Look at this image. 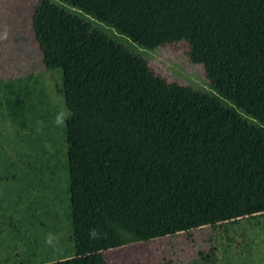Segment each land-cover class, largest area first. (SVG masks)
Listing matches in <instances>:
<instances>
[{
  "label": "trees",
  "instance_id": "16d2710c",
  "mask_svg": "<svg viewBox=\"0 0 264 264\" xmlns=\"http://www.w3.org/2000/svg\"><path fill=\"white\" fill-rule=\"evenodd\" d=\"M60 1L146 49L187 41L211 92L167 83L107 34L37 1L43 66L62 72L76 251L40 264H105L100 248L119 242V227L132 241L172 236L264 208V0Z\"/></svg>",
  "mask_w": 264,
  "mask_h": 264
},
{
  "label": "rangeland",
  "instance_id": "374dc122",
  "mask_svg": "<svg viewBox=\"0 0 264 264\" xmlns=\"http://www.w3.org/2000/svg\"><path fill=\"white\" fill-rule=\"evenodd\" d=\"M37 1L0 0V264H40L76 254L62 72L43 66L31 24ZM49 1L136 53L167 83L211 92L203 65L189 58L187 41L146 49L76 7ZM239 115L255 123L242 110ZM104 217L110 224L113 217L106 212ZM188 229L192 232L132 241L119 227L113 229L119 242L102 245L100 252L105 264H264V208Z\"/></svg>",
  "mask_w": 264,
  "mask_h": 264
}]
</instances>
